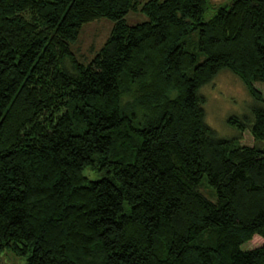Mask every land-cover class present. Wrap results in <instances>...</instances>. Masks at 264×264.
<instances>
[{
  "label": "trees",
  "instance_id": "16d2710c",
  "mask_svg": "<svg viewBox=\"0 0 264 264\" xmlns=\"http://www.w3.org/2000/svg\"><path fill=\"white\" fill-rule=\"evenodd\" d=\"M138 11L146 20L128 23ZM103 17L111 34L82 63L72 43ZM225 69L258 103L252 122L228 120L254 145L205 121L200 90ZM255 83L264 0H0V253L23 264H264V243L245 245L264 239Z\"/></svg>",
  "mask_w": 264,
  "mask_h": 264
},
{
  "label": "rangeland",
  "instance_id": "374dc122",
  "mask_svg": "<svg viewBox=\"0 0 264 264\" xmlns=\"http://www.w3.org/2000/svg\"><path fill=\"white\" fill-rule=\"evenodd\" d=\"M144 1L146 0H142V2ZM211 1L214 5H219L228 0ZM209 14L207 13V15ZM126 19L128 23L136 24L146 20V16L140 11L131 12L126 16ZM113 26L114 21L106 17L86 23L78 40L72 43L71 46L77 59L82 63H88L92 60L109 38ZM201 59H203L202 56ZM69 63L68 61L66 67H70ZM255 87L262 92L264 100V83H255ZM200 93L204 95L206 100L203 106L206 113L205 121L218 137L232 139L236 146L256 144L249 129L241 132L228 122L229 118L235 116L239 118L248 117L252 122L254 120L253 109L258 104L238 75L228 69L222 70L211 83L201 88ZM85 174L91 180L100 178L99 174L91 172L90 167L85 170ZM200 191L208 199L217 200L216 191L207 182L206 178L200 183ZM263 243L264 239L259 235H255L253 240L245 245L248 244V248H255ZM24 262L25 257L11 249H5L0 253V264H23Z\"/></svg>",
  "mask_w": 264,
  "mask_h": 264
}]
</instances>
